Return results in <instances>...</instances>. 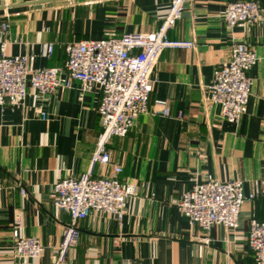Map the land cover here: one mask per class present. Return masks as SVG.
I'll use <instances>...</instances> for the list:
<instances>
[{
	"label": "crops",
	"instance_id": "crops-1",
	"mask_svg": "<svg viewBox=\"0 0 264 264\" xmlns=\"http://www.w3.org/2000/svg\"><path fill=\"white\" fill-rule=\"evenodd\" d=\"M172 0H0V36L11 55H26L35 68H61L62 84L50 95L29 88L23 100L0 104V264H54L53 249L70 222L54 205V184L91 169L102 131L101 91H82L65 70L68 42L156 29ZM235 0H190L171 39L191 48H166L152 73V101L167 100L170 116L142 114L109 148L122 180L138 186L122 220L90 211L67 264H255L249 246L251 220H264V12L255 23L229 28L224 18ZM264 10V0H259ZM233 41L246 42L259 60L252 95L239 122L223 119L208 98L214 70L227 62ZM54 42L52 53L47 51ZM158 108V107H156ZM44 112L45 115L41 113ZM113 164L97 163L93 176H111ZM241 179L246 197L236 229L190 223L178 207L183 193L209 180ZM258 190V193H257ZM38 237L44 252L18 257L13 231Z\"/></svg>",
	"mask_w": 264,
	"mask_h": 264
},
{
	"label": "built area",
	"instance_id": "built-area-1",
	"mask_svg": "<svg viewBox=\"0 0 264 264\" xmlns=\"http://www.w3.org/2000/svg\"><path fill=\"white\" fill-rule=\"evenodd\" d=\"M189 1L172 0L164 22L156 29L75 40L65 45L64 66L69 76L65 85L78 80L82 91H89L94 85L100 87L98 113L102 131L92 155L91 169L77 177L62 178L54 184V205L70 215L63 241L53 249L54 264H67V254L81 233L78 223L87 218L90 211L111 213L122 220L129 198L138 192L136 184L118 176L123 168L113 164L109 143L114 136H126L142 114L171 115L167 100L151 99L152 73L166 48H191L195 45L193 40L169 37V30L182 17ZM263 12L259 0H235L228 3L224 18L227 26L233 28L240 22H257ZM8 31L9 21L0 20V36ZM53 49L54 42H51L47 51L52 53ZM258 60L253 46L233 41L229 60L214 70L208 85V98L219 107L223 119L239 122L247 112L253 86L251 71ZM61 72L59 67H32L26 55L8 54L6 42L0 38V104L8 99L23 100L29 88L43 95L52 94L63 83ZM41 113L45 115L43 111ZM97 163L113 164V174L93 176L92 170ZM255 195H244L241 179H215L186 190L178 207L191 224L203 229L208 230L215 224L236 229L243 204ZM13 235L16 256L36 258L43 254L44 245L40 238L21 236L18 229L13 231ZM248 240L255 264H264V220H251ZM121 264L140 262L124 258Z\"/></svg>",
	"mask_w": 264,
	"mask_h": 264
}]
</instances>
